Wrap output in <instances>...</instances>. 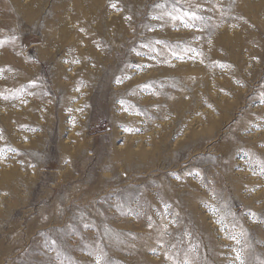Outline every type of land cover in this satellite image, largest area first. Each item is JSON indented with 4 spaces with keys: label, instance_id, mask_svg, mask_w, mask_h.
<instances>
[{
    "label": "rangeland",
    "instance_id": "1",
    "mask_svg": "<svg viewBox=\"0 0 264 264\" xmlns=\"http://www.w3.org/2000/svg\"><path fill=\"white\" fill-rule=\"evenodd\" d=\"M241 260L264 264V0H0V264Z\"/></svg>",
    "mask_w": 264,
    "mask_h": 264
},
{
    "label": "snow or ice",
    "instance_id": "2",
    "mask_svg": "<svg viewBox=\"0 0 264 264\" xmlns=\"http://www.w3.org/2000/svg\"><path fill=\"white\" fill-rule=\"evenodd\" d=\"M169 15L171 16L173 20H177V19L181 20L184 23L185 27H192L193 26L191 23L192 21L201 19V17H199L194 11L193 12L185 11L179 15H173L172 13H169ZM186 17H187V20H185ZM237 259H240L239 254L237 256ZM240 264H243V260H241Z\"/></svg>",
    "mask_w": 264,
    "mask_h": 264
}]
</instances>
